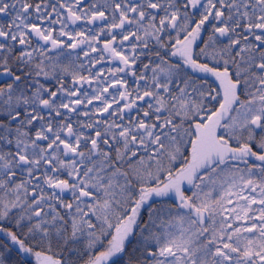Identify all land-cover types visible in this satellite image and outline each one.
Returning <instances> with one entry per match:
<instances>
[{"label":"snow or ice","instance_id":"1","mask_svg":"<svg viewBox=\"0 0 264 264\" xmlns=\"http://www.w3.org/2000/svg\"><path fill=\"white\" fill-rule=\"evenodd\" d=\"M0 264H264V0H0Z\"/></svg>","mask_w":264,"mask_h":264}]
</instances>
